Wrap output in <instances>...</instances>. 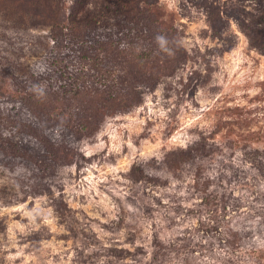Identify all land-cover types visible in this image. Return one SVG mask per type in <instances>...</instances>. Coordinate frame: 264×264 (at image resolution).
Instances as JSON below:
<instances>
[{"label": "rangeland", "instance_id": "374dc122", "mask_svg": "<svg viewBox=\"0 0 264 264\" xmlns=\"http://www.w3.org/2000/svg\"><path fill=\"white\" fill-rule=\"evenodd\" d=\"M23 103L0 264H264V0H0L1 119Z\"/></svg>", "mask_w": 264, "mask_h": 264}, {"label": "trees", "instance_id": "16d2710c", "mask_svg": "<svg viewBox=\"0 0 264 264\" xmlns=\"http://www.w3.org/2000/svg\"><path fill=\"white\" fill-rule=\"evenodd\" d=\"M62 9H63V3L58 4V12H59L58 18L56 19V21L54 23L56 25L53 26V28H55L56 30H58L59 25L63 24V22L65 21V13ZM27 34L30 35L31 39L35 43H38L37 44L38 46L42 45L43 49L46 48L45 47L46 37L44 34H29V33H27ZM14 67L17 68V70L19 71L17 73L23 74V77L28 75L29 78L33 81L45 77V74L36 73V71L30 65L25 64L24 66L23 65L20 66L19 64L16 63V65ZM21 72H23V73H21ZM54 74L56 75L57 72H55ZM57 79L63 80L64 79L63 74L60 73V75L57 76ZM38 92H39V95H37L36 98H33V99L38 98L40 101L48 99V97H42L40 95L43 94V96H46L45 93L46 94H52L53 93V92L51 93L50 91H44V90H39ZM24 107H25V104L23 103V107L18 108L14 115L9 116L8 114H6L9 112H6V113L4 112L3 113V119H1V116H0V119H1L0 120V130L5 129V131L10 132L9 130L12 129L15 131V132H12L9 136H4V135L2 136V131H0V145L8 146V149L11 151H12V149H17V148L20 150H23V147L24 148H31L32 149L31 155L36 157L38 155V150L35 149L36 141L29 142V143L25 142L24 146H23V136H22V140H21L22 143L17 142L16 138H17V134H19V133H22V135L23 134L30 135L31 131L29 133V130H37L34 132V134H35V136L39 135L38 137L41 138L38 131L41 132L40 129L44 128L42 126V123L44 121L40 118V116L36 115L35 113H32V114L30 113L28 117L23 115V110L25 109ZM18 116L23 117L21 119L22 121L18 122V121H14L13 119L11 120V118L18 117ZM31 123L34 124L35 126L29 125ZM27 128H29V130H27ZM40 142H42V140L39 141V143Z\"/></svg>", "mask_w": 264, "mask_h": 264}]
</instances>
